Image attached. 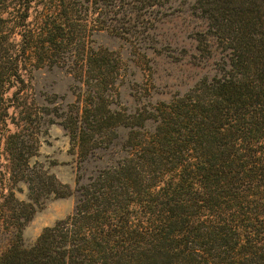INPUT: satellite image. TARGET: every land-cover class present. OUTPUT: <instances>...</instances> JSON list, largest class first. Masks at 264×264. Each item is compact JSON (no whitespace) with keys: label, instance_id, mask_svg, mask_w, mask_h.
<instances>
[{"label":"trees","instance_id":"obj_1","mask_svg":"<svg viewBox=\"0 0 264 264\" xmlns=\"http://www.w3.org/2000/svg\"><path fill=\"white\" fill-rule=\"evenodd\" d=\"M167 2L0 0V264H264V0H193L206 20L193 51L219 48L214 73L131 112L112 106L126 71L117 51L77 37L108 13L126 17L107 26L117 35L135 31ZM51 64L73 76L75 98L46 122L81 160L110 154L73 186L29 151L32 71ZM69 196L72 210L24 243L34 207Z\"/></svg>","mask_w":264,"mask_h":264},{"label":"rangeland","instance_id":"obj_2","mask_svg":"<svg viewBox=\"0 0 264 264\" xmlns=\"http://www.w3.org/2000/svg\"><path fill=\"white\" fill-rule=\"evenodd\" d=\"M192 1L168 0L164 5L166 14L159 20L146 13L142 19L134 20L138 28L126 34L117 35L115 29L107 27L115 26L121 30L126 17L120 13L99 16L100 22L94 23L96 25L87 22L85 32H78L77 37L84 38L89 47L117 51L126 65L113 107L131 112L158 100L166 101L191 87L200 77L214 73L215 61L222 54L219 48L213 49L207 57L193 51V35L206 28V20L191 11ZM30 80L29 92L36 99L31 111L37 114L35 125L31 126V131L36 134L33 147L29 148L34 156L32 160L59 184L73 186L78 176L80 181L86 180L106 163L110 154L96 152L81 160L70 146L66 131L56 122H46L47 114H51L54 107L60 111L74 100L73 76L64 67L51 64L36 67ZM2 164L7 162L0 143V166ZM24 192L22 188L16 196L23 199ZM73 203L71 196L40 202L22 226V241H33L42 228L67 215Z\"/></svg>","mask_w":264,"mask_h":264}]
</instances>
